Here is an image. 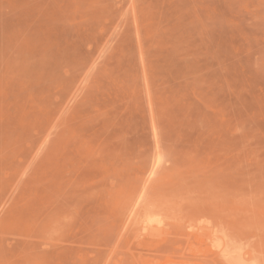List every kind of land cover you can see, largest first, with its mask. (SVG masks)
Returning <instances> with one entry per match:
<instances>
[{"label": "rangeland", "instance_id": "obj_1", "mask_svg": "<svg viewBox=\"0 0 264 264\" xmlns=\"http://www.w3.org/2000/svg\"><path fill=\"white\" fill-rule=\"evenodd\" d=\"M203 219L264 258V0H0V264H219Z\"/></svg>", "mask_w": 264, "mask_h": 264}, {"label": "bare ground", "instance_id": "obj_2", "mask_svg": "<svg viewBox=\"0 0 264 264\" xmlns=\"http://www.w3.org/2000/svg\"><path fill=\"white\" fill-rule=\"evenodd\" d=\"M151 219H153V217H150ZM156 218V217H155ZM154 218V220H155ZM150 219V220H151ZM157 219V218H156ZM149 219H146L147 223L144 226V229H142L144 232H148L150 230L151 227H153L154 223H149L148 222ZM152 220V221H154ZM160 221V220H159ZM155 222V221H154ZM163 222V221H161ZM212 222V221H211ZM210 221H208L207 219H203L202 223L199 227V225L197 227L198 230L201 231V235L202 237L204 236V238L206 237L207 240V244L209 246V248L211 249V252H213V254L211 253V255L215 256V258H211V256L209 258H211L212 260L215 259L214 262H216V260L218 259V261L220 262L219 264H264V258L261 257V259L259 258V256L256 254V250L251 246V244H247V243H239V240H236L234 236H232L231 234H229L228 232L224 231V230H220L216 225H214V223H211ZM163 224V223H162ZM196 224V223H195ZM200 224V223H199ZM163 226V225H162ZM195 226V225H194ZM143 227V226H142ZM191 227V225H190ZM193 227V226H192ZM191 227V228H192ZM192 232L194 231V227L192 228ZM152 230V229H151ZM150 230V231H151ZM197 230V231H198ZM188 231V230H187ZM196 231V229H195ZM196 231V232H197ZM142 232V231H141ZM143 232V233H144ZM199 232V231H198ZM197 232V233H198ZM151 233V232H150ZM196 233V234H197ZM188 234V233H187ZM200 234L198 233V236H200ZM142 235V234H141ZM190 235V234H189ZM195 236V235H194ZM197 237V235H196ZM141 238V237H140ZM146 238V237H145ZM201 238V237H200ZM197 239V238H196ZM199 239V237H198ZM141 240V239H140ZM201 242V241H200ZM206 242V240L204 241ZM203 242V243H204ZM209 242V243H208ZM241 242V241H240ZM147 243V242H146ZM206 244V243H205ZM207 246V245H206ZM168 247V246H167ZM260 248V247H259ZM262 248V247H261ZM262 250V249H261ZM168 251V250H167ZM258 251V250H257ZM260 251V250H259ZM182 252V251H181ZM210 252V251H209ZM207 250V254L209 255L210 253ZM160 253V252H159ZM158 253V254H159ZM259 254V253H258ZM261 255V254H260ZM264 255V254H263ZM205 256V255H204ZM208 257V256H207ZM162 258V257H161ZM178 258V257H177ZM190 259V258H189ZM210 259V261H211ZM169 261V260H168ZM164 262V261H163ZM173 262V261H172ZM171 262V263H172ZM186 262V261H185ZM213 262V261H212ZM165 263V262H164ZM181 263V262H179ZM182 264V263H181ZM185 264V263H184ZM191 264V263H190ZM194 264V263H193ZM213 264V263H212ZM216 264V263H214Z\"/></svg>", "mask_w": 264, "mask_h": 264}]
</instances>
